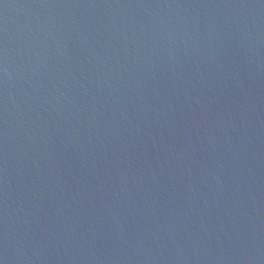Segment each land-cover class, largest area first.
I'll use <instances>...</instances> for the list:
<instances>
[{"label": "water", "instance_id": "water-1", "mask_svg": "<svg viewBox=\"0 0 264 264\" xmlns=\"http://www.w3.org/2000/svg\"><path fill=\"white\" fill-rule=\"evenodd\" d=\"M0 264H264V0H0Z\"/></svg>", "mask_w": 264, "mask_h": 264}]
</instances>
